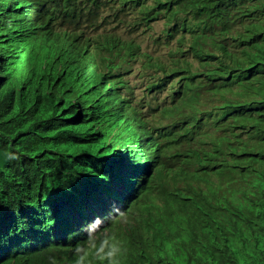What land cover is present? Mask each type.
Masks as SVG:
<instances>
[{
  "label": "trees",
  "instance_id": "trees-1",
  "mask_svg": "<svg viewBox=\"0 0 264 264\" xmlns=\"http://www.w3.org/2000/svg\"><path fill=\"white\" fill-rule=\"evenodd\" d=\"M113 237L264 264V0H0V264Z\"/></svg>",
  "mask_w": 264,
  "mask_h": 264
},
{
  "label": "clouds",
  "instance_id": "clouds-1",
  "mask_svg": "<svg viewBox=\"0 0 264 264\" xmlns=\"http://www.w3.org/2000/svg\"><path fill=\"white\" fill-rule=\"evenodd\" d=\"M80 247L77 246V249ZM126 249L122 242L118 241L115 237L112 240L106 241L104 246L96 251V255L100 260L107 261L108 264H121V259L125 255ZM87 252L82 257H79L76 264H86Z\"/></svg>",
  "mask_w": 264,
  "mask_h": 264
},
{
  "label": "rangeland",
  "instance_id": "rangeland-1",
  "mask_svg": "<svg viewBox=\"0 0 264 264\" xmlns=\"http://www.w3.org/2000/svg\"><path fill=\"white\" fill-rule=\"evenodd\" d=\"M98 211H99V216H101V210L100 208H98ZM94 225H90V227H93Z\"/></svg>",
  "mask_w": 264,
  "mask_h": 264
}]
</instances>
